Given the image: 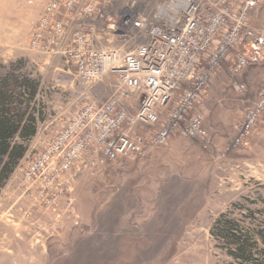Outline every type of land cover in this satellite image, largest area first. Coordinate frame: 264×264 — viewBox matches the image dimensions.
<instances>
[{"label":"rangeland","instance_id":"rangeland-1","mask_svg":"<svg viewBox=\"0 0 264 264\" xmlns=\"http://www.w3.org/2000/svg\"><path fill=\"white\" fill-rule=\"evenodd\" d=\"M47 2L0 0V84L21 102L13 107L24 114L21 127L31 117L34 128L15 136L24 153L0 176V264H231L219 220L230 221L236 235H250L264 260V110L248 139L223 151L262 84L264 59L232 75L229 58L211 77L197 107L206 139L175 135L96 174L77 166L57 174L60 157L53 154L28 179L34 159L76 108L105 100L115 87L113 77L84 87L60 54L30 47ZM249 18L264 26V1ZM235 82L247 86L244 94L233 90ZM138 103L130 99L131 110Z\"/></svg>","mask_w":264,"mask_h":264},{"label":"built area","instance_id":"built-area-1","mask_svg":"<svg viewBox=\"0 0 264 264\" xmlns=\"http://www.w3.org/2000/svg\"><path fill=\"white\" fill-rule=\"evenodd\" d=\"M263 1L48 0L30 47L60 54L84 87L104 77H113L115 87L105 100L76 108L26 178L40 174L53 154L60 157L57 174L73 166L96 174L97 167L140 158L175 135L206 139L197 107L211 77L229 58L232 75L264 59V26L249 18ZM233 90L244 94L247 86L235 82ZM130 99L139 100L134 110ZM263 110L264 79L224 152L248 139Z\"/></svg>","mask_w":264,"mask_h":264},{"label":"trees","instance_id":"trees-1","mask_svg":"<svg viewBox=\"0 0 264 264\" xmlns=\"http://www.w3.org/2000/svg\"><path fill=\"white\" fill-rule=\"evenodd\" d=\"M23 80L21 85H25L28 90V95H33L32 86L26 85ZM5 84H0V176L5 177L8 175L16 162L22 157L24 153V146L19 142H15V136L27 137L34 133L33 118L28 117L29 126L21 127L23 113L13 107L16 102H19L17 95L11 91L4 90ZM19 96V95H18ZM21 103V102H19ZM5 157V160L3 158ZM225 220L217 222L219 224V230L225 234V238L230 243L228 250L229 254L234 258V262L231 264H264V260L259 259L255 255L257 243L247 233L242 235H236L233 230L232 223ZM216 225V227H217ZM231 225V226H230ZM227 226V227H226ZM229 239V240H228Z\"/></svg>","mask_w":264,"mask_h":264},{"label":"crops","instance_id":"crops-1","mask_svg":"<svg viewBox=\"0 0 264 264\" xmlns=\"http://www.w3.org/2000/svg\"><path fill=\"white\" fill-rule=\"evenodd\" d=\"M253 100H254V99H253ZM252 102H253V101H252ZM252 102H251V103H252Z\"/></svg>","mask_w":264,"mask_h":264}]
</instances>
